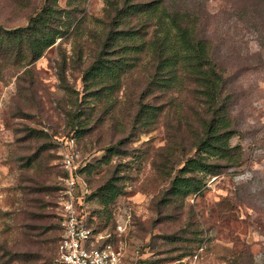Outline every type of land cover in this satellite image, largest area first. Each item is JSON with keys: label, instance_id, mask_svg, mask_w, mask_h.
Segmentation results:
<instances>
[{"label": "rangeland", "instance_id": "1", "mask_svg": "<svg viewBox=\"0 0 264 264\" xmlns=\"http://www.w3.org/2000/svg\"><path fill=\"white\" fill-rule=\"evenodd\" d=\"M43 2L0 0L2 30L27 24ZM59 3L66 6L67 0ZM104 4L86 5L99 16ZM209 6L214 14L208 30L239 126L231 142L242 144L244 162L218 174L201 173L203 191L186 197L169 193L186 154L179 149L161 168L167 117L132 129L123 101L133 82L124 96L116 92L123 101L113 111L102 105L104 99L86 96L83 68L97 52L93 22L78 37L58 38L30 69L25 44L0 45V264H57L59 187L66 183L58 138L72 135L77 165L86 164L78 172L84 194L90 193L83 207L94 212L99 230L113 233L127 264H264V18L254 23L244 5L235 9L223 0ZM180 97L189 100L185 92ZM111 146L118 152L111 155ZM105 185L118 191L108 202L101 196ZM34 186L40 189L29 191ZM118 222L125 228L115 232Z\"/></svg>", "mask_w": 264, "mask_h": 264}, {"label": "trees", "instance_id": "2", "mask_svg": "<svg viewBox=\"0 0 264 264\" xmlns=\"http://www.w3.org/2000/svg\"><path fill=\"white\" fill-rule=\"evenodd\" d=\"M87 1L67 0L62 6L59 0H44L27 24L4 31L0 26V45L11 41L25 44L30 61L24 65L28 66L58 38L78 37L93 22L96 28L90 33L98 37L94 41L97 52L83 68L86 96L104 99L102 105L113 111L123 101L116 92L123 91L124 96L131 81L135 88L123 102L131 112L132 129L150 128L160 116L167 117L169 136L161 168L168 166L179 149L186 154L180 172L172 177L169 193L183 197L200 193L205 185L201 173L218 174L225 167L241 165L245 150L241 143L231 142L239 126L225 69L217 60L208 30L214 14L209 6L212 0H104L99 16L88 12ZM223 1L235 9L244 5L254 23L264 18V10L260 13L264 0ZM135 73L139 76L135 77ZM60 78L66 79L64 72ZM183 92L188 101L180 97ZM163 96L166 100L158 102ZM109 150L111 155L118 152L113 146ZM157 166L160 168L158 163ZM85 167L86 164L79 166L78 172ZM166 174L173 172L168 170ZM37 189L40 188L34 186L29 191ZM101 192L105 202L118 193L110 185L103 186ZM84 195L90 197V193ZM30 199L33 198H26L27 204L32 202ZM88 216L93 229L102 231L95 226L94 212ZM113 238L111 234L105 242ZM248 254L253 255L250 250Z\"/></svg>", "mask_w": 264, "mask_h": 264}, {"label": "built area", "instance_id": "3", "mask_svg": "<svg viewBox=\"0 0 264 264\" xmlns=\"http://www.w3.org/2000/svg\"><path fill=\"white\" fill-rule=\"evenodd\" d=\"M62 148V165L66 171L61 189L60 208L62 233L58 241L55 261L57 264H127L123 252L113 241L105 242L112 232L95 231L83 204L84 192L79 181L76 162L79 150L74 136L58 138ZM125 228L118 222L115 232Z\"/></svg>", "mask_w": 264, "mask_h": 264}]
</instances>
